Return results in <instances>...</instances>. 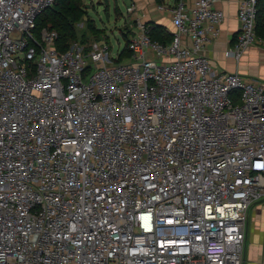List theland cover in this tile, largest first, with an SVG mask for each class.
Returning <instances> with one entry per match:
<instances>
[{
	"label": "built area",
	"instance_id": "2783aa9c",
	"mask_svg": "<svg viewBox=\"0 0 264 264\" xmlns=\"http://www.w3.org/2000/svg\"><path fill=\"white\" fill-rule=\"evenodd\" d=\"M57 0H0V264H242L264 198V84L203 54L216 0L162 1L174 31L135 22L120 61L37 20ZM238 6L237 64L257 3Z\"/></svg>",
	"mask_w": 264,
	"mask_h": 264
},
{
	"label": "crops",
	"instance_id": "0c3cea01",
	"mask_svg": "<svg viewBox=\"0 0 264 264\" xmlns=\"http://www.w3.org/2000/svg\"><path fill=\"white\" fill-rule=\"evenodd\" d=\"M162 1L172 0H134L144 14L145 22L161 25L166 31L173 32L167 13L157 11L156 6ZM194 0H187L192 6ZM242 0H216L214 8L221 10L224 20L219 26L216 37L208 34L210 41L206 44L203 54L209 59L215 70L225 73H239L245 77L257 79L264 84V45L249 47L236 64L231 58L224 56L225 50L231 48L239 34L237 18L238 6ZM149 20V21H148ZM242 264H264V198L249 208L246 222V235Z\"/></svg>",
	"mask_w": 264,
	"mask_h": 264
},
{
	"label": "rangeland",
	"instance_id": "374dc122",
	"mask_svg": "<svg viewBox=\"0 0 264 264\" xmlns=\"http://www.w3.org/2000/svg\"><path fill=\"white\" fill-rule=\"evenodd\" d=\"M130 1L134 0H81L78 12L82 18L79 20L76 13L70 20H79L74 24L75 41L83 47L85 55L104 41L113 58L121 56L119 60H125L127 55L122 53L126 52V37L135 24L126 11Z\"/></svg>",
	"mask_w": 264,
	"mask_h": 264
},
{
	"label": "trees",
	"instance_id": "16d2710c",
	"mask_svg": "<svg viewBox=\"0 0 264 264\" xmlns=\"http://www.w3.org/2000/svg\"><path fill=\"white\" fill-rule=\"evenodd\" d=\"M156 2H160V0H156ZM80 3L81 0H57L53 7L46 10L37 20L39 29L46 24H50L57 31L58 40L56 46L60 52L65 50L68 41L75 40L74 31L76 29L74 24L82 18L78 12ZM256 8V33L259 37L264 38V0H259ZM76 13L78 18L80 17L79 20H70ZM150 35L153 40H157L160 43L169 42L172 36L170 32L158 24H151ZM122 54L129 56L128 52H123Z\"/></svg>",
	"mask_w": 264,
	"mask_h": 264
}]
</instances>
